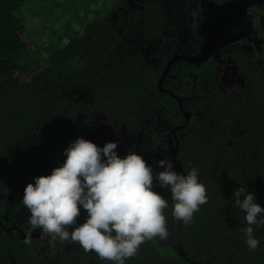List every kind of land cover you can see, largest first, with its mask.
Instances as JSON below:
<instances>
[{
  "label": "trees",
  "instance_id": "1",
  "mask_svg": "<svg viewBox=\"0 0 264 264\" xmlns=\"http://www.w3.org/2000/svg\"><path fill=\"white\" fill-rule=\"evenodd\" d=\"M78 1L83 14L71 24L82 29L61 35L72 25L57 14L64 29L31 49L27 19ZM174 2L0 0V264H112L70 240L25 243L41 230H31L24 189L61 166L77 138L115 142L121 158L135 151L154 173L164 170L156 156L178 146L165 159L180 174L196 168L206 186L208 202L185 225L173 218L170 189L154 182L169 202V235L125 264H264V226H253L260 243L249 251L246 213L233 200L242 185L264 207V56L231 46L198 65L176 61L161 91L178 36L191 31L175 24ZM80 216L83 224L82 206Z\"/></svg>",
  "mask_w": 264,
  "mask_h": 264
},
{
  "label": "clouds",
  "instance_id": "2",
  "mask_svg": "<svg viewBox=\"0 0 264 264\" xmlns=\"http://www.w3.org/2000/svg\"><path fill=\"white\" fill-rule=\"evenodd\" d=\"M116 148L115 142L100 148L77 138L64 150L66 160L61 166L27 184L23 205L30 212L31 230L40 229V236L52 241L78 243L85 252L94 251L112 264H125L146 241L169 235L164 214L169 202L154 190V182L170 189L173 218L185 225L193 222L194 213L208 202L196 168L180 174L170 160L162 159L157 166L164 170L154 173L142 155L129 151L121 158ZM233 200L246 213L247 226L240 231L248 250L254 251L260 242L253 226H264V207L242 185L233 190ZM81 206L86 221L73 227ZM30 242L31 231L25 239Z\"/></svg>",
  "mask_w": 264,
  "mask_h": 264
},
{
  "label": "flooded vegetation",
  "instance_id": "3",
  "mask_svg": "<svg viewBox=\"0 0 264 264\" xmlns=\"http://www.w3.org/2000/svg\"><path fill=\"white\" fill-rule=\"evenodd\" d=\"M232 0H176L173 3V18L181 28L186 23L191 30L186 36L179 34L176 41L175 54L197 55L204 46L201 26L210 20L214 14L221 12ZM183 4L188 7L189 14L183 12ZM184 33V31H183ZM245 37L230 43L223 49L238 46L245 51L256 52L264 56V4L251 7L248 10V19L244 30ZM173 36H176L172 33ZM177 37V36H176ZM220 49V50H223ZM219 50V51H220ZM174 54V55H175ZM82 216L77 220V226L82 224Z\"/></svg>",
  "mask_w": 264,
  "mask_h": 264
},
{
  "label": "water",
  "instance_id": "4",
  "mask_svg": "<svg viewBox=\"0 0 264 264\" xmlns=\"http://www.w3.org/2000/svg\"><path fill=\"white\" fill-rule=\"evenodd\" d=\"M263 4L264 0H232L221 12L214 14L213 17L205 22L200 29L204 43L202 51L197 55H173L158 82L159 89L164 91L162 89L163 81L176 61L184 60L187 63L196 65L204 63L220 49H223L230 43L236 42L238 39L245 37L244 30L248 19V10L251 7ZM185 115L188 120L190 117L189 114L185 112ZM177 150L178 146H176V148L166 157L157 155L154 162H157L160 158L165 159L173 156ZM76 226L77 225H74L73 227ZM69 230L71 231L72 229L70 228ZM40 234L41 231L34 235L32 234L31 238L39 237Z\"/></svg>",
  "mask_w": 264,
  "mask_h": 264
},
{
  "label": "rangeland",
  "instance_id": "5",
  "mask_svg": "<svg viewBox=\"0 0 264 264\" xmlns=\"http://www.w3.org/2000/svg\"><path fill=\"white\" fill-rule=\"evenodd\" d=\"M82 12L81 1H78L70 11H58L50 15L47 14L45 16L39 15L36 17H29L26 21V28L33 42V44L31 45V49H38L39 44H41L44 40V43H50V37L54 38L56 35V31L64 29L62 23L67 24L68 22H70V25L72 26H70L68 30L61 32V35H64L65 32L73 34L74 32H76V29H82L83 24L81 25L78 22H76L77 26L71 24V22L75 23L77 14H83ZM57 14L62 17V19L60 20L62 23L60 21H56L55 17Z\"/></svg>",
  "mask_w": 264,
  "mask_h": 264
}]
</instances>
